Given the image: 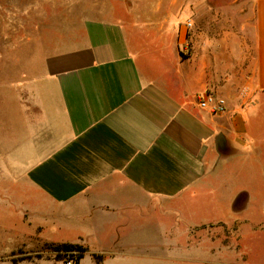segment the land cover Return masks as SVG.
Masks as SVG:
<instances>
[{
    "label": "crops",
    "instance_id": "crops-1",
    "mask_svg": "<svg viewBox=\"0 0 264 264\" xmlns=\"http://www.w3.org/2000/svg\"><path fill=\"white\" fill-rule=\"evenodd\" d=\"M232 6L252 13L236 44ZM113 9L28 78L17 138L28 174L2 207L1 249L77 243L80 264L246 259L264 230V0ZM206 91L226 110L201 108ZM0 262L60 264L43 254Z\"/></svg>",
    "mask_w": 264,
    "mask_h": 264
},
{
    "label": "rangeland",
    "instance_id": "rangeland-1",
    "mask_svg": "<svg viewBox=\"0 0 264 264\" xmlns=\"http://www.w3.org/2000/svg\"><path fill=\"white\" fill-rule=\"evenodd\" d=\"M123 1L132 0H0V214L4 205H10L15 195L12 191L23 184L19 179L28 174L27 151L17 148L18 133L25 129L27 119L28 78L38 73L46 54L74 47L88 20L112 13ZM214 1L231 4L235 0ZM244 9L243 15L235 13ZM242 10L232 6L228 11V43H240L252 28L250 8ZM1 226L0 222V231ZM248 245L251 252L246 259H205L196 264H264V230L258 231ZM20 251L0 247V261L24 255ZM34 251L56 260L55 253L43 246Z\"/></svg>",
    "mask_w": 264,
    "mask_h": 264
},
{
    "label": "trees",
    "instance_id": "trees-1",
    "mask_svg": "<svg viewBox=\"0 0 264 264\" xmlns=\"http://www.w3.org/2000/svg\"><path fill=\"white\" fill-rule=\"evenodd\" d=\"M44 250H48L55 253V259L57 261H62L63 264H66L67 260L72 259L73 264H80L81 259L84 257L85 253L87 252V248L82 246L81 244L77 243H69V242H62V243H56V242H46L43 245ZM21 253H24V255L21 256H12L11 261L16 263L22 260H31L33 257H41L42 253L39 251L37 253H30L27 254L24 251H20ZM15 254V253H13ZM94 257L97 260H100L102 258L101 255L94 254Z\"/></svg>",
    "mask_w": 264,
    "mask_h": 264
},
{
    "label": "built area",
    "instance_id": "built-area-1",
    "mask_svg": "<svg viewBox=\"0 0 264 264\" xmlns=\"http://www.w3.org/2000/svg\"><path fill=\"white\" fill-rule=\"evenodd\" d=\"M188 25H191L189 23ZM198 104L203 109H208L213 113L223 112L226 110V99L222 96L216 95L214 92L206 91L198 96ZM66 264H73V260H67Z\"/></svg>",
    "mask_w": 264,
    "mask_h": 264
}]
</instances>
